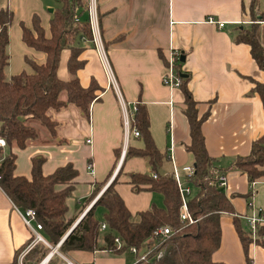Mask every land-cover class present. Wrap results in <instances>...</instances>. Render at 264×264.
Listing matches in <instances>:
<instances>
[{"label":"crops","instance_id":"0c3cea01","mask_svg":"<svg viewBox=\"0 0 264 264\" xmlns=\"http://www.w3.org/2000/svg\"><path fill=\"white\" fill-rule=\"evenodd\" d=\"M88 1L83 0L85 5ZM250 2L96 0L102 41L119 93L130 110L136 103L145 106L155 147L170 155L179 168L194 165L193 155L186 149L190 135L184 113L185 96L181 87L164 85L162 77L167 72L171 52L180 53L179 59L174 61V70L184 78L186 88L196 101L197 115L208 114L201 124L205 148L214 160L213 166L226 171V185L221 189L230 198L245 232L249 230L245 216L258 215L264 225V172L250 183L246 174L233 166L234 160L248 155L252 142L264 134L263 105L259 95L252 91L255 82L264 83V70L252 58L250 46L236 41L239 30L254 27L256 38L264 48V20L258 18L264 15V0H257L253 11L256 20L250 11ZM57 6V0H0V9L7 7L13 12L8 27L7 78L22 71L32 72L26 58L38 64L45 62L44 52L23 42L21 25L32 28V19L37 16L48 37L49 19ZM84 15L88 17L87 11ZM208 17L223 21V27L207 22ZM76 44L83 48L77 56L83 64L75 70L80 84L97 85L96 97L87 115L73 104L50 110L51 118L56 121L54 137L38 121L29 119V125L36 129L40 124L46 131L40 136L37 133L23 148L12 144L3 147L1 153L13 152L14 174L26 178H30L32 159L37 156L43 158L44 175L59 166L72 164L77 175L73 190L65 200L64 215L72 224L79 221L115 177L118 179L115 189L131 213L147 210L153 204L163 207L161 193L131 189L130 173L151 175L153 171L147 158L140 156L124 159L123 155L119 163L123 145L120 101L108 84L93 43L79 38ZM69 55V49H64L60 55L57 75L63 80L70 78ZM60 98L65 100L66 93L62 92ZM128 146L142 148V137H130ZM90 163L93 173L87 168ZM160 169L171 172V160L167 158ZM97 187V195L90 200ZM14 206L17 207L0 188V264H17L18 250L23 258L41 243L29 241L32 234ZM99 208L103 212L102 207L97 210ZM40 234L46 240L45 232L40 231ZM45 246L49 251L33 264H66L67 260L74 264H128L126 253L133 258L130 264L134 263V256L127 250L117 254L106 250L61 253L59 245L55 250L48 242ZM212 260L223 264H264V243L251 241L244 250L232 215L223 213L220 244L212 253Z\"/></svg>","mask_w":264,"mask_h":264},{"label":"trees","instance_id":"16d2710c","mask_svg":"<svg viewBox=\"0 0 264 264\" xmlns=\"http://www.w3.org/2000/svg\"><path fill=\"white\" fill-rule=\"evenodd\" d=\"M57 2L59 6L53 9L49 19L48 37L37 16L32 19V28L21 25L23 42L35 50L44 52L45 62L38 64L26 58L32 72L22 71L9 78L5 75V68L9 63L8 27L13 12L7 7L0 9V135L7 147L15 144L18 148H23L28 140L36 138L37 131L27 123L29 119L38 121L52 137L56 136V121L51 118L50 110H59L67 104H73L87 115L89 105L96 97L94 92L97 85L91 82L84 87L75 74V70L83 64L77 59L83 48L76 43L82 37L91 42L88 17L84 15L87 5L83 0ZM256 3L257 0L250 2L253 19L264 20V15L257 18L253 14ZM98 20L100 23L99 16ZM236 41L250 46L252 58L258 67L264 70V48L256 38L255 28L239 30ZM64 49L70 50L67 62L70 78L67 80L57 75L60 55ZM181 79L180 87L184 92L186 105L184 113L188 119L190 135V143L186 149L192 153L195 166L194 174L186 179V183L192 189L187 201L188 210L197 219L193 223L182 222L179 219L181 200L177 183L171 172H159L169 156L155 147L149 133L146 108L139 103H136L131 126L139 131L144 146L142 148L128 146L124 159L130 156L147 158L156 177L146 173H130L128 183L136 192L149 189L161 193L163 207L153 204L147 210L131 213L115 189L118 181L115 177L61 242L62 236L72 225L71 220L65 219L64 216L65 200L73 190L76 169L67 163L44 175L41 170L43 158L37 156L32 159L30 178L18 176L14 174L15 154L8 151L3 155L0 148V188L18 208L34 209L36 218L42 225L41 231L45 232L46 240L51 246L60 242L58 251L61 253L75 250L88 252L106 250L117 254L128 251L130 246L140 251L148 244L147 241L153 231L165 225L170 227L171 234L155 242L156 247L149 255L148 261L133 264H223L212 260V253L220 244V216L223 213L232 215L234 227L244 250L251 241L264 243V225L261 223L256 227L255 237L250 230L245 232L230 198L221 187L211 183L213 171L218 168L213 166L214 160L206 151L201 131V124L208 114L201 117L197 115L196 101L186 88L184 78ZM252 91L259 95L264 110V83L255 82ZM62 92L66 93L65 100L60 98ZM233 166L245 173L250 183L263 174L264 134L252 142L248 155L234 160ZM218 170L224 174L226 172ZM98 190L99 187L92 193L90 200L94 199ZM98 207L103 209V221L96 219L95 212ZM102 224H105V231L108 232L103 234L101 243L98 233L102 231L100 228ZM115 236L119 237L122 244L119 249L116 248ZM32 238L33 236L29 241H32ZM159 250L162 251V255L155 258L154 255ZM48 251L49 248L45 244L38 243L23 257V262L36 263L40 256H44ZM17 252L19 253V250Z\"/></svg>","mask_w":264,"mask_h":264},{"label":"built area","instance_id":"2783aa9c","mask_svg":"<svg viewBox=\"0 0 264 264\" xmlns=\"http://www.w3.org/2000/svg\"><path fill=\"white\" fill-rule=\"evenodd\" d=\"M87 13H88V22H89L90 31H91L90 40L98 52L100 61L102 63L104 72L106 74L108 84L114 88V90L116 91L117 97L120 101V106L122 110V125H123V145H122L121 156L119 160V163H121V159L123 155H125V152L127 149V143L130 137L140 136L139 131L135 127L131 126V120H132L133 113L136 110V104H133V106L131 107V110H129L127 104L124 103L119 93L116 79L114 77V74H113L109 59H108V55L105 49V45L102 41L97 7H96V0L88 1ZM75 20H78V18H75ZM207 22L215 24L218 27H223L224 25L223 21H218L214 19L213 17H208ZM81 39H85V38L82 37ZM171 54L172 56H170V58L167 61V65H168L167 72L162 77V83L170 88H176V87H180L181 82H182L181 76L178 74V72H175L174 70V61L179 59L180 53L178 51H172ZM3 147H5V140L0 135V148H3ZM169 159L172 162L171 173L177 183L180 200H181V204L179 207V219L182 222L193 223L197 219L194 218L188 210V205H187L188 200H186V196L187 195L190 196L192 194V189L190 185L186 183V179H189V177L194 174L195 166L194 165H184L181 168H179L172 161L170 155H169ZM87 168L91 173L94 172V169L91 163L87 165ZM181 172H183L184 175H182ZM152 175L153 177H156L155 173H153ZM212 177L213 179L211 183H214L217 187H224L226 185V175L224 173H221L218 169H215L213 171ZM15 208L18 214L20 215L23 223L27 226V228L30 230L33 236L31 243L41 242V243L47 244L44 237L40 234L42 225L37 220L36 212L34 211V209L27 208V209L19 210V208L17 207ZM245 220L249 227V230L251 231L252 236L255 237L256 227L259 224L263 223V219L259 217L258 215H250V216H245ZM100 228L101 230L106 229L105 224H102ZM170 234H171V229L169 226H165V225L160 226L153 231V233L151 234L150 238L147 241L148 244L144 246L140 251H138L136 247L130 246L128 248V251L134 256V262L148 261L149 255L151 254L152 250L156 247L155 242L158 239H163V238L168 237ZM114 241L116 244V248L119 249L122 245L119 237L115 236ZM161 255H162V251L159 250L155 253L154 256L155 258H159ZM66 264H74V263L67 261Z\"/></svg>","mask_w":264,"mask_h":264},{"label":"rangeland","instance_id":"374dc122","mask_svg":"<svg viewBox=\"0 0 264 264\" xmlns=\"http://www.w3.org/2000/svg\"><path fill=\"white\" fill-rule=\"evenodd\" d=\"M106 75V74H105ZM128 109L130 110V105H128ZM36 123H38V122H36ZM36 130H37V133H38V135L40 136L41 134H43L44 133V131H46V129L45 128H43V127H41V125L39 124V126L36 128ZM191 196V195H190ZM190 196L189 195H187L186 196V200H188L189 198H190ZM89 209V208H88ZM87 211V210H86ZM85 213V212H84ZM96 213H97V215H96ZM95 216H96V219L97 220H99V221H103V215H102V211L100 210V208L95 212ZM106 232H108V231H105V229L104 230H102L101 232H99L98 233V239H99V241L102 243V238H103V234H105ZM21 255H22V253H18V255H17V257H16V260L18 259V263L17 264H21V262L23 263V258H21ZM126 255H127V259H128V264H130L131 263V261H133V258H132V256L129 254V253H126ZM20 259H21V261H20ZM68 261V260H67ZM71 262V261H70ZM71 263H73V262H71Z\"/></svg>","mask_w":264,"mask_h":264},{"label":"water","instance_id":"95a60500","mask_svg":"<svg viewBox=\"0 0 264 264\" xmlns=\"http://www.w3.org/2000/svg\"><path fill=\"white\" fill-rule=\"evenodd\" d=\"M49 10H51V9H49ZM159 172H160V173H164V171H163L162 169H159ZM80 218H81V217H80ZM77 222H78V221H77ZM75 225H76L75 223L71 225V227H70V228L64 233V235L62 236L60 242H61L63 239H65V237L70 233V231L73 229V227H74ZM60 242H59L57 245L53 246V249H54V250H55V248L60 244Z\"/></svg>","mask_w":264,"mask_h":264},{"label":"bare ground","instance_id":"6f19581e","mask_svg":"<svg viewBox=\"0 0 264 264\" xmlns=\"http://www.w3.org/2000/svg\"><path fill=\"white\" fill-rule=\"evenodd\" d=\"M77 222H75V224H76Z\"/></svg>","mask_w":264,"mask_h":264}]
</instances>
